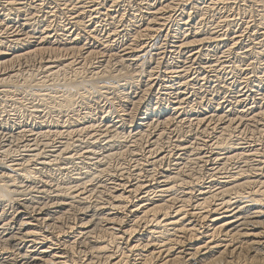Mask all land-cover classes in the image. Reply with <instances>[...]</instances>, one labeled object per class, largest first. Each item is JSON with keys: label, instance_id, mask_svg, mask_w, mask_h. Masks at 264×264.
I'll return each instance as SVG.
<instances>
[{"label": "bare ground", "instance_id": "6f19581e", "mask_svg": "<svg viewBox=\"0 0 264 264\" xmlns=\"http://www.w3.org/2000/svg\"><path fill=\"white\" fill-rule=\"evenodd\" d=\"M0 264H264V0H0Z\"/></svg>", "mask_w": 264, "mask_h": 264}]
</instances>
